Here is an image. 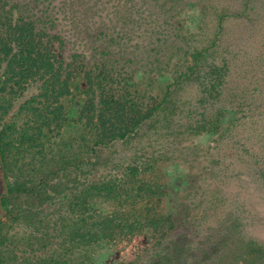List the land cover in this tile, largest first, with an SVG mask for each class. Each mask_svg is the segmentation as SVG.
Instances as JSON below:
<instances>
[{
	"label": "rangeland",
	"instance_id": "rangeland-1",
	"mask_svg": "<svg viewBox=\"0 0 264 264\" xmlns=\"http://www.w3.org/2000/svg\"><path fill=\"white\" fill-rule=\"evenodd\" d=\"M4 1L14 19L33 21L63 54L68 121L59 135L42 128L53 141L71 142L81 130L85 75L97 66L148 107L169 95L136 139L105 151L100 169L120 177L136 162L154 165L149 178L167 194L144 207L170 215L176 229L161 243L144 236L103 242L91 264H135L139 250H147L139 264H264V0ZM200 51L208 62L190 75ZM11 99L10 106L3 99L9 110L0 111V129L40 126L33 115L43 108L40 82ZM3 175L0 162V200ZM3 215L0 206L6 258L15 252L16 264H25L42 225ZM176 239L179 254L167 256L164 245Z\"/></svg>",
	"mask_w": 264,
	"mask_h": 264
},
{
	"label": "trees",
	"instance_id": "trees-1",
	"mask_svg": "<svg viewBox=\"0 0 264 264\" xmlns=\"http://www.w3.org/2000/svg\"><path fill=\"white\" fill-rule=\"evenodd\" d=\"M6 6L0 0V111H8L11 98L30 82L41 83L40 102H44L43 108L33 111L41 121L36 129L20 131L13 124L0 129V162L8 185L0 200L3 214L42 225L40 236L33 239L37 249L25 253L24 263L91 264L92 253L103 242L131 241L137 236L165 242L176 229L171 216L144 207L167 194L149 178L156 167L136 162L126 166L120 177L104 176L100 167L105 151L128 144L155 121L169 95L148 107L97 66L85 75L86 101L77 120L81 130L71 142L53 141L42 128L59 135L68 121L60 102L70 94L63 54L33 21L14 19ZM193 58L196 64L190 75L208 62L203 51ZM7 98L9 106L2 107ZM5 228L0 220V264H16L20 256L13 252L8 260L3 250L9 246ZM181 243L176 239L164 245L172 252L167 256L179 254ZM77 251H82V259ZM145 251L139 250L135 264Z\"/></svg>",
	"mask_w": 264,
	"mask_h": 264
},
{
	"label": "water",
	"instance_id": "water-1",
	"mask_svg": "<svg viewBox=\"0 0 264 264\" xmlns=\"http://www.w3.org/2000/svg\"><path fill=\"white\" fill-rule=\"evenodd\" d=\"M3 179L5 181L4 175H3ZM5 189H6V192H8V185L6 183H5ZM5 215H6V211L4 212L3 218L5 217Z\"/></svg>",
	"mask_w": 264,
	"mask_h": 264
},
{
	"label": "flooded vegetation",
	"instance_id": "flooded-vegetation-1",
	"mask_svg": "<svg viewBox=\"0 0 264 264\" xmlns=\"http://www.w3.org/2000/svg\"><path fill=\"white\" fill-rule=\"evenodd\" d=\"M7 193V192H6ZM3 211V210H2Z\"/></svg>",
	"mask_w": 264,
	"mask_h": 264
}]
</instances>
